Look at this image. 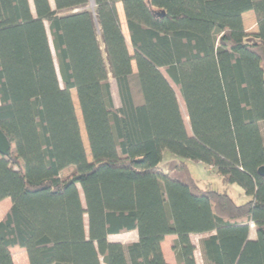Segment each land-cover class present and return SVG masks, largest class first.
<instances>
[{
	"label": "trees",
	"instance_id": "obj_1",
	"mask_svg": "<svg viewBox=\"0 0 264 264\" xmlns=\"http://www.w3.org/2000/svg\"><path fill=\"white\" fill-rule=\"evenodd\" d=\"M51 1L0 0V264L16 247L28 264H167L166 236L176 264H196L191 235L202 264H264V0ZM184 161L247 200L201 189Z\"/></svg>",
	"mask_w": 264,
	"mask_h": 264
},
{
	"label": "rangeland",
	"instance_id": "obj_2",
	"mask_svg": "<svg viewBox=\"0 0 264 264\" xmlns=\"http://www.w3.org/2000/svg\"><path fill=\"white\" fill-rule=\"evenodd\" d=\"M49 1L52 5V1L51 0H49ZM93 7L94 6H92L91 1H90L89 4L84 9L92 10ZM116 7H117L118 15H119L122 33H123V35H124V37L128 43V50L130 53H132L131 48H130V44H129L128 32L126 29L125 19L123 16L121 5L117 4ZM79 10H82V9H79ZM75 11H78V10H75ZM66 13H68V12H65L64 14H66ZM245 27L248 31H250V32L252 31V28L247 26V22H246ZM132 67H133V71H135L134 64L132 65ZM162 73L164 74L163 71H162ZM109 82H110V91H111V96H112L114 106L116 108H118L120 106V103H119V99L117 96V91H116L114 81L110 75H109ZM170 85L172 86V88L175 91V94H176V97H177V100L179 103V108L181 110V114H182V117H183L184 122H185L184 123L185 128L187 130L188 135H190L188 120H187L183 100H182L180 93H179L178 89L176 88V86L171 82H170ZM71 99H72V102H73V105L75 108V115H76V118L78 121L79 132H80L81 140L83 143V147H84L86 154L88 155V145L86 142L85 133H84V129H83L82 121H81V116L79 113L77 100H76V96H75L74 91L71 92ZM179 161H181V160L178 159L176 156H174L173 154H171L168 151H165L163 154L162 162L160 164V168L164 173H171L173 171L175 165ZM184 162L187 164L189 173L191 174L192 178L194 179L196 184L201 189L214 191V192H217L219 194H226V195L230 196L237 204H241L242 202H244V201H242V199H240L239 195L237 194V191H238L237 186L228 184L223 178L216 175L213 171H210L208 168H206L204 165H202L200 163L192 162V161H184ZM66 173H70V172L67 171ZM79 192H80V190H79ZM80 194H81V192H80ZM81 201L83 202L82 195H81ZM85 224H86V221H85ZM135 237H136L135 233L130 232V233H125V234H120V235H115V236H109L108 240L110 242L127 244V243L133 242L136 239ZM200 238H201L200 236H192L191 237L192 243L196 247L195 260H196L197 264H202L201 258H200V253H199V247H198V241ZM167 243H169V242H167ZM167 245L169 246L170 244H167ZM170 255L172 258L173 254L171 253ZM100 261H101V264H104L102 262V258H100Z\"/></svg>",
	"mask_w": 264,
	"mask_h": 264
},
{
	"label": "crops",
	"instance_id": "obj_3",
	"mask_svg": "<svg viewBox=\"0 0 264 264\" xmlns=\"http://www.w3.org/2000/svg\"><path fill=\"white\" fill-rule=\"evenodd\" d=\"M242 22H243V27H244L245 33L247 35H252V34L256 33V21H255V17H254L253 12L249 11V12L244 13L242 15ZM246 22H247V26L252 28L251 32L246 29V27H245ZM206 168H208L210 171H212L211 168H209V167H206ZM237 194L239 195L240 199H242V201L247 200V197H245L243 195V192L241 191L240 188H238ZM10 206H11V202L9 199H4L3 201L0 202V221L4 218V216L8 212V210L10 209ZM133 233H135V235H136V237H135L136 239L133 241V242H135L137 240V234L135 231H133ZM192 236H199V235H191L190 240H191ZM203 236H200V237L202 238ZM175 239H176L175 236H166L164 238L163 242L161 243V251H162L163 257H164L167 264H176L174 255H172L173 256L172 258L170 255L172 253L171 244L173 243V241H175ZM249 239L250 240L255 239V232H254L253 228H251V230H250ZM167 242H169V243H167ZM191 242H192V240H191ZM167 244H170V245L168 246ZM11 256H12L13 264H28L24 249L17 248V247L12 248L11 249ZM194 256H195V252H194ZM195 262H196V260H195Z\"/></svg>",
	"mask_w": 264,
	"mask_h": 264
},
{
	"label": "water",
	"instance_id": "obj_4",
	"mask_svg": "<svg viewBox=\"0 0 264 264\" xmlns=\"http://www.w3.org/2000/svg\"><path fill=\"white\" fill-rule=\"evenodd\" d=\"M92 6H94L93 1L91 0ZM163 15V14H161ZM10 152V143L5 137V135L0 131V155L6 157ZM258 174L261 177H264V167L258 169Z\"/></svg>",
	"mask_w": 264,
	"mask_h": 264
}]
</instances>
